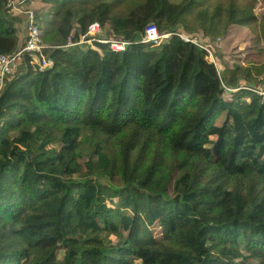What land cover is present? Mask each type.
<instances>
[{
	"label": "trees",
	"instance_id": "obj_1",
	"mask_svg": "<svg viewBox=\"0 0 264 264\" xmlns=\"http://www.w3.org/2000/svg\"><path fill=\"white\" fill-rule=\"evenodd\" d=\"M9 1L0 55L20 42ZM38 1L54 63L25 56L0 89V264H264V103L226 98L264 74V49L221 77L175 36L121 57L95 44L103 59L54 49L93 23L130 42L258 25L264 42L257 0Z\"/></svg>",
	"mask_w": 264,
	"mask_h": 264
},
{
	"label": "built area",
	"instance_id": "obj_2",
	"mask_svg": "<svg viewBox=\"0 0 264 264\" xmlns=\"http://www.w3.org/2000/svg\"><path fill=\"white\" fill-rule=\"evenodd\" d=\"M23 1L24 0L19 1L18 5H21ZM7 8L13 12L23 14L25 24L23 29L24 35L20 39L17 50L11 54L0 55V89L3 85L4 79L18 69L25 56L28 57H26L24 61H28V63L34 68V71H41L54 63V59H47L44 54V50L50 48V46L46 45L43 41V33L36 24L35 12L31 9H27L22 12L19 6L14 4L13 0L8 2ZM173 36L180 38L186 44H191L203 52H206L207 60L216 64L214 61V53L215 50L220 48L221 40L219 38L211 41L198 35L190 34L182 29L176 32L159 34L156 27L153 25H148L143 29L140 33L138 41L130 42L127 40H119L108 37L104 27L100 26L98 23H93L88 26L85 32H79L75 36H69L64 46H54V49L80 47L83 55L84 51H88L90 52V58L100 55L101 59H103L101 51L95 46V44L107 45L109 51L114 53L115 56L121 57L125 55L127 49L132 44H145L152 45L153 47L158 46L159 50L157 52H161L165 42ZM82 59L87 60L85 57ZM69 60H71L69 57L64 58V61ZM239 90H245L254 94L262 103H264V88H253V86L246 85L245 87L228 89L227 91L233 93ZM16 147L21 152H28L21 144L16 145ZM28 156L29 158H32L33 154L28 152Z\"/></svg>",
	"mask_w": 264,
	"mask_h": 264
},
{
	"label": "rangeland",
	"instance_id": "obj_3",
	"mask_svg": "<svg viewBox=\"0 0 264 264\" xmlns=\"http://www.w3.org/2000/svg\"><path fill=\"white\" fill-rule=\"evenodd\" d=\"M22 0H13L16 6H19L20 10L24 12L27 9H31L35 12V15L38 18V21L49 20L48 15L49 5H44L38 0H24L21 5H18V2ZM172 2H179L178 0H171ZM13 13V11H11ZM255 13L257 16L264 15V0H257V5L255 8ZM15 16L19 18L20 22L16 23V29H18V39L22 38L24 35V15L15 12ZM211 41H214L213 38H205ZM217 39V38H216ZM47 45V44H46ZM264 49V42L259 36V27L258 25L250 26L248 28L235 26L229 30L226 37L221 40L220 48L215 50L214 61L217 66V72L221 77L225 72L220 66H225L232 69L236 65H243L246 62V58L254 53H257L259 50ZM159 50V49H158ZM157 50V51H158ZM160 52V51H159ZM157 53V52H156ZM75 54L82 55L79 52ZM71 56V55H69ZM246 81V79H243ZM248 86L261 87L264 88V74L260 78H256L253 81H249ZM257 89V88H256ZM228 92L226 98H231L236 104H244L253 97V94L245 91L239 90L236 92Z\"/></svg>",
	"mask_w": 264,
	"mask_h": 264
},
{
	"label": "crops",
	"instance_id": "obj_4",
	"mask_svg": "<svg viewBox=\"0 0 264 264\" xmlns=\"http://www.w3.org/2000/svg\"><path fill=\"white\" fill-rule=\"evenodd\" d=\"M145 50H146V49H145ZM220 68L223 69L224 71H226L227 74H229V75L232 74V71H231L230 68H227V67H225V66H222V67L220 66Z\"/></svg>",
	"mask_w": 264,
	"mask_h": 264
},
{
	"label": "bare ground",
	"instance_id": "obj_5",
	"mask_svg": "<svg viewBox=\"0 0 264 264\" xmlns=\"http://www.w3.org/2000/svg\"><path fill=\"white\" fill-rule=\"evenodd\" d=\"M17 71V70H16Z\"/></svg>",
	"mask_w": 264,
	"mask_h": 264
},
{
	"label": "water",
	"instance_id": "obj_6",
	"mask_svg": "<svg viewBox=\"0 0 264 264\" xmlns=\"http://www.w3.org/2000/svg\"><path fill=\"white\" fill-rule=\"evenodd\" d=\"M110 62V61H109Z\"/></svg>",
	"mask_w": 264,
	"mask_h": 264
}]
</instances>
